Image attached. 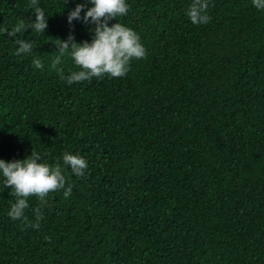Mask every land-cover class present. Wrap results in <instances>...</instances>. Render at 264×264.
Returning a JSON list of instances; mask_svg holds the SVG:
<instances>
[{
    "label": "trees",
    "instance_id": "16d2710c",
    "mask_svg": "<svg viewBox=\"0 0 264 264\" xmlns=\"http://www.w3.org/2000/svg\"><path fill=\"white\" fill-rule=\"evenodd\" d=\"M0 264H264V0H0Z\"/></svg>",
    "mask_w": 264,
    "mask_h": 264
}]
</instances>
